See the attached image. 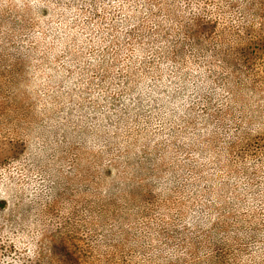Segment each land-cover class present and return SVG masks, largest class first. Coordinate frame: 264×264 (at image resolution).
Listing matches in <instances>:
<instances>
[{
  "label": "rangeland",
  "instance_id": "rangeland-1",
  "mask_svg": "<svg viewBox=\"0 0 264 264\" xmlns=\"http://www.w3.org/2000/svg\"><path fill=\"white\" fill-rule=\"evenodd\" d=\"M0 264H264V0H0Z\"/></svg>",
  "mask_w": 264,
  "mask_h": 264
}]
</instances>
